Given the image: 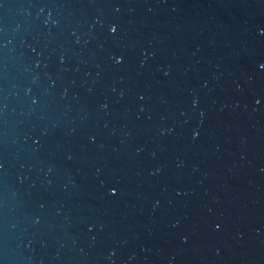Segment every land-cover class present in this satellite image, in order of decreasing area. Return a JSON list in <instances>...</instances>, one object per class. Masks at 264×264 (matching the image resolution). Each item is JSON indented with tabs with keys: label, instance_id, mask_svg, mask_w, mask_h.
<instances>
[{
	"label": "water",
	"instance_id": "95a60500",
	"mask_svg": "<svg viewBox=\"0 0 264 264\" xmlns=\"http://www.w3.org/2000/svg\"><path fill=\"white\" fill-rule=\"evenodd\" d=\"M0 264H264V0H0Z\"/></svg>",
	"mask_w": 264,
	"mask_h": 264
}]
</instances>
